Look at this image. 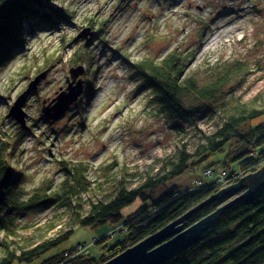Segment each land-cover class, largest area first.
<instances>
[{"label": "rangeland", "instance_id": "1", "mask_svg": "<svg viewBox=\"0 0 264 264\" xmlns=\"http://www.w3.org/2000/svg\"><path fill=\"white\" fill-rule=\"evenodd\" d=\"M49 10L61 11L51 26H28L24 45L0 67V133L17 140L14 164L25 175L23 191L47 186L58 189L64 180L62 163L82 162L91 180L109 185L121 168L128 182L138 183L146 173L158 170L162 160L186 148L193 152L206 134L221 124L225 112L202 110L195 117L175 123L148 103V91L138 88L129 63L146 57L160 59L178 48L196 52L188 73L200 81L212 79L221 67L239 61L246 69L232 78L226 96L232 101L264 104V0H49ZM93 34L76 39L86 29ZM216 40L213 41V38ZM86 55V62L74 60ZM84 65L78 78L84 93L62 117L53 121L42 108L67 88L70 68ZM46 75L29 95L23 128L8 117L9 110L36 75ZM23 134V136H21ZM65 161V162H64ZM211 160L191 167L171 179L180 190L208 182L205 167ZM116 163L111 170L109 166ZM220 170L218 164L215 165ZM222 189V188H221ZM164 187L159 189L163 192ZM142 205L141 199L122 210L128 215ZM63 211L49 207L24 214L23 222L35 224L40 235L59 228ZM49 223L58 224L50 230ZM118 224L76 226L68 240L32 262L64 251H78L95 259L125 238L112 232ZM110 235L102 242H96Z\"/></svg>", "mask_w": 264, "mask_h": 264}, {"label": "trees", "instance_id": "2", "mask_svg": "<svg viewBox=\"0 0 264 264\" xmlns=\"http://www.w3.org/2000/svg\"><path fill=\"white\" fill-rule=\"evenodd\" d=\"M48 1L0 0V67L24 45L25 31H32L28 26L30 21L33 25L51 26L54 19L61 16V11L56 9L47 11ZM195 58L196 52L175 48L160 59H127L139 90L149 93L148 103L156 107L158 115L174 122L175 127L202 110L225 112L220 126L213 133L206 134L203 143L193 152L180 149L163 159L158 170L146 173L135 185L128 182L130 173L125 167L109 185H103L89 178L84 163L66 161L62 163L65 176L58 189L53 190L50 185L38 186L27 194L23 191L24 172L14 164L15 150L20 143L17 140L13 143L5 133L4 136L0 133V264L34 261L68 240L76 226L118 224L123 227V232L120 231L125 238L109 247L107 254L100 259L74 250L54 254L42 262L103 264L221 189L217 179L213 178L208 182L202 180L201 185L185 191L177 184L166 186L191 167L210 159L205 169L218 164L220 170L227 171V179L234 183L262 170L264 104L232 101L227 98L225 90L232 78L242 73L246 66L234 61L203 82L188 73ZM74 60L83 63L88 57L82 54ZM161 187H164L163 192H159ZM138 198L142 205L123 215L122 210ZM226 201L227 198H223L210 202L195 212L187 225L212 213ZM49 207L64 212L61 224L58 223L59 228L52 234L37 237L33 233L35 224L23 222L24 214ZM58 224L49 223L50 230H55ZM159 264H264V185L251 198L240 200L227 210L202 233L199 241Z\"/></svg>", "mask_w": 264, "mask_h": 264}, {"label": "water", "instance_id": "3", "mask_svg": "<svg viewBox=\"0 0 264 264\" xmlns=\"http://www.w3.org/2000/svg\"><path fill=\"white\" fill-rule=\"evenodd\" d=\"M93 34L88 28L79 33L76 39ZM85 71L84 65L70 68L72 81L66 89L61 90L58 95L42 108V113L50 120H57L76 102L84 93V80L78 78ZM43 71L35 76L28 88L22 92L11 106L8 117L16 120L23 128L26 124V111L24 105L29 95L34 91L41 79L46 75ZM253 181L249 183L250 181ZM255 180V181H254ZM264 185V167L254 175L243 177L240 181L220 189L216 194L209 197L184 215L172 221L156 233L144 238L137 244L127 248L122 253L109 259L103 264H159L178 255L188 247L201 239L202 233L217 222L220 217L240 200L251 198L255 191ZM227 198L218 209L201 218L192 225H187L188 219L199 209L212 201Z\"/></svg>", "mask_w": 264, "mask_h": 264}, {"label": "built area", "instance_id": "4", "mask_svg": "<svg viewBox=\"0 0 264 264\" xmlns=\"http://www.w3.org/2000/svg\"><path fill=\"white\" fill-rule=\"evenodd\" d=\"M204 176L206 177V178H210V179H217V182L219 183V185H220V187L221 188H224V187H226V186H228V185H231V184H233L234 182H232V180H229V179H227V171H225V170H219V171H217L215 168H213V167H209V168H206L205 170H204ZM202 180L201 179H199V180H197L196 182H195V184L197 185V186H199V185H201L202 184ZM122 231L123 232V227L122 226H118V227H116L114 230H113V232H112V235H114L116 232H118V231ZM82 246H79V248H78V251H82Z\"/></svg>", "mask_w": 264, "mask_h": 264}, {"label": "bare ground", "instance_id": "5", "mask_svg": "<svg viewBox=\"0 0 264 264\" xmlns=\"http://www.w3.org/2000/svg\"><path fill=\"white\" fill-rule=\"evenodd\" d=\"M214 40H216V37H215V38H213V41H214Z\"/></svg>", "mask_w": 264, "mask_h": 264}, {"label": "crops", "instance_id": "6", "mask_svg": "<svg viewBox=\"0 0 264 264\" xmlns=\"http://www.w3.org/2000/svg\"><path fill=\"white\" fill-rule=\"evenodd\" d=\"M196 187V186H195Z\"/></svg>", "mask_w": 264, "mask_h": 264}]
</instances>
